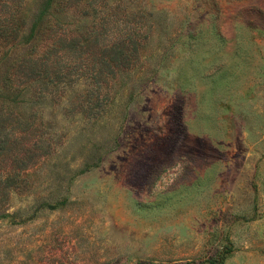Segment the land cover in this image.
<instances>
[{"label": "rangeland", "instance_id": "rangeland-1", "mask_svg": "<svg viewBox=\"0 0 264 264\" xmlns=\"http://www.w3.org/2000/svg\"><path fill=\"white\" fill-rule=\"evenodd\" d=\"M13 7L0 264H264V0Z\"/></svg>", "mask_w": 264, "mask_h": 264}, {"label": "trees", "instance_id": "trees-1", "mask_svg": "<svg viewBox=\"0 0 264 264\" xmlns=\"http://www.w3.org/2000/svg\"><path fill=\"white\" fill-rule=\"evenodd\" d=\"M3 4L1 6L5 7L6 11L3 16H0V38L11 37L14 38L17 35L16 27L12 26V16L13 13L15 14L17 11L14 9V5H18V2L21 0H0ZM7 8V10H6ZM12 10V11H11ZM223 258L220 259H211L209 260L210 264H221Z\"/></svg>", "mask_w": 264, "mask_h": 264}]
</instances>
